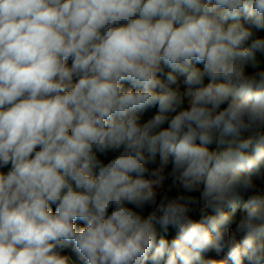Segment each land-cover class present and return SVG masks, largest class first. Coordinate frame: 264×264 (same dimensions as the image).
Returning a JSON list of instances; mask_svg holds the SVG:
<instances>
[{"label":"clouds","instance_id":"obj_1","mask_svg":"<svg viewBox=\"0 0 264 264\" xmlns=\"http://www.w3.org/2000/svg\"><path fill=\"white\" fill-rule=\"evenodd\" d=\"M260 33L264 0H0V264H264Z\"/></svg>","mask_w":264,"mask_h":264},{"label":"trees","instance_id":"obj_2","mask_svg":"<svg viewBox=\"0 0 264 264\" xmlns=\"http://www.w3.org/2000/svg\"><path fill=\"white\" fill-rule=\"evenodd\" d=\"M260 35H262V36H264V33H260ZM262 60H264V58H261ZM69 63H71V61H69ZM197 67H200V68H202L203 67V65L202 64H200V65H196ZM260 68L261 69H264V63H262L261 65H260ZM168 71V69H166L165 68V72H167ZM247 71L248 72H252V71H254V69H252L251 67H249L248 69H247ZM183 78L181 77L180 78V82H179V85H178V87H179V91H180V93L181 94H183V92L186 90V86L185 85H183ZM208 81H207V79L205 80V83H207ZM130 85H128V84H125V87H129ZM173 87L174 88H176L177 87V85H173ZM188 105H187V98L185 97L184 98V104H183V107H187ZM157 107H152V108H149V109H147L144 113H141L140 115H141V122H145L147 119H149V118H151L154 114H156V112H157ZM167 125H165V127H166ZM211 148H214L215 147V145H212V146H210ZM118 153H116V152H109L107 155H104V154H100V153H97V156H98V159H100L102 162H104V163H107L108 162V160L109 159H111V158H113L115 155H117ZM158 164H159V159L157 158V163L156 164H153V165H150V167H156V166H158ZM170 169H171V164H169L167 167H166V169H165V173H167L168 171H170ZM0 171H7V168H5V169H0ZM94 173H97L98 174V170H94ZM259 183V182H258ZM169 185H171V179L170 178H167L166 177V179L164 180V182H163V185H162V188H161V191L160 192H158V193H162L163 191H165L167 188H168V186ZM177 193V190L175 189V188H172V190H171V192H170V195H175ZM192 195H199V193H192ZM247 199V196H244L243 197V199L239 202V207L237 208V212H236V217L237 218H239V216L242 214V212H241V209H242V204H243V202L245 201ZM129 207H134V206H132V205H128ZM53 210H55V206H53ZM138 212L139 211H141L140 209H136ZM110 211H111V209H110ZM150 211V209H148V208H145L144 210H143V215H147L148 214V212ZM232 211V209L230 208V207H226L225 208V212L226 213H230ZM193 218L194 219H199V214L198 213H196V214H193ZM77 223V226L78 227H80V226H84L83 225V222H81V221H77L76 222ZM175 235V233L173 232V233H171L170 235H169V239H171V236H174ZM241 237H238V239H240ZM61 254H67V255H70L73 259H75V254L71 251V248H68V249H64L63 251H62V253ZM204 255V258H205V260H207V261H209L210 262V264H222V262H224V261H227V256H226V254H224V253H222V254H220V255H217L216 253H214V252H208V253H204L203 254ZM228 264H231V262L230 261H228Z\"/></svg>","mask_w":264,"mask_h":264},{"label":"rangeland","instance_id":"obj_3","mask_svg":"<svg viewBox=\"0 0 264 264\" xmlns=\"http://www.w3.org/2000/svg\"><path fill=\"white\" fill-rule=\"evenodd\" d=\"M161 188H162V186L158 187L157 188V192H160L161 191Z\"/></svg>","mask_w":264,"mask_h":264}]
</instances>
